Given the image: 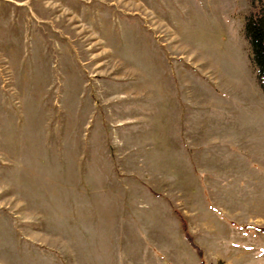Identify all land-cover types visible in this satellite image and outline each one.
Segmentation results:
<instances>
[{
  "label": "rangeland",
  "instance_id": "rangeland-1",
  "mask_svg": "<svg viewBox=\"0 0 264 264\" xmlns=\"http://www.w3.org/2000/svg\"><path fill=\"white\" fill-rule=\"evenodd\" d=\"M264 0H0V264H264Z\"/></svg>",
  "mask_w": 264,
  "mask_h": 264
},
{
  "label": "trees",
  "instance_id": "trees-1",
  "mask_svg": "<svg viewBox=\"0 0 264 264\" xmlns=\"http://www.w3.org/2000/svg\"><path fill=\"white\" fill-rule=\"evenodd\" d=\"M246 34L249 38L253 58L258 67L259 75L264 81V8H257L253 1V12L247 18L245 23ZM181 229L184 233L189 245L193 248L204 264L203 254L201 250L194 244L192 237L188 233L186 223L181 220Z\"/></svg>",
  "mask_w": 264,
  "mask_h": 264
}]
</instances>
